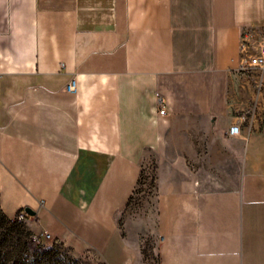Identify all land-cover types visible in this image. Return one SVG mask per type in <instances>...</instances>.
<instances>
[{"label":"crops","instance_id":"obj_1","mask_svg":"<svg viewBox=\"0 0 264 264\" xmlns=\"http://www.w3.org/2000/svg\"><path fill=\"white\" fill-rule=\"evenodd\" d=\"M248 32L264 0H0L1 210L104 264H149L147 233L156 264H264ZM151 163L152 216H124Z\"/></svg>","mask_w":264,"mask_h":264},{"label":"rangeland","instance_id":"obj_2","mask_svg":"<svg viewBox=\"0 0 264 264\" xmlns=\"http://www.w3.org/2000/svg\"><path fill=\"white\" fill-rule=\"evenodd\" d=\"M154 165L148 164L143 170L140 181L131 196L124 216L133 218L150 219L154 212ZM27 229V221L23 223ZM47 251L31 249L30 252L41 260L42 264H104L99 254L91 250L76 251L72 247L61 242H42ZM155 239L151 233H147L144 239L143 250L149 264H156L153 248ZM36 252V253H35Z\"/></svg>","mask_w":264,"mask_h":264},{"label":"trees","instance_id":"obj_3","mask_svg":"<svg viewBox=\"0 0 264 264\" xmlns=\"http://www.w3.org/2000/svg\"><path fill=\"white\" fill-rule=\"evenodd\" d=\"M23 223L6 216L0 208V264H42L30 250L47 251L48 248L43 243H36L32 239V232L28 228L25 230Z\"/></svg>","mask_w":264,"mask_h":264},{"label":"built area","instance_id":"obj_4","mask_svg":"<svg viewBox=\"0 0 264 264\" xmlns=\"http://www.w3.org/2000/svg\"><path fill=\"white\" fill-rule=\"evenodd\" d=\"M250 36V33L248 34L244 33L242 36V42L241 47L242 50L250 49V51L247 53L244 65L247 68H258L260 70H264V35L261 36L255 44H253L252 48L249 47L246 44L247 38ZM76 89V80L74 77H71L65 84H64V90L68 92H73ZM165 107L162 105L160 106L158 110L159 115H163L165 113ZM228 133L230 135H236L239 133V126L237 124H232L228 128ZM13 220H16L18 222H26V212L24 210H19L13 217ZM43 237L45 239L49 238L48 233H43ZM32 239L36 243H42V238L39 235H32Z\"/></svg>","mask_w":264,"mask_h":264},{"label":"water","instance_id":"obj_5","mask_svg":"<svg viewBox=\"0 0 264 264\" xmlns=\"http://www.w3.org/2000/svg\"><path fill=\"white\" fill-rule=\"evenodd\" d=\"M24 211H25L26 214H28V215H33V214H34V211H32L29 207H25V208H24Z\"/></svg>","mask_w":264,"mask_h":264}]
</instances>
